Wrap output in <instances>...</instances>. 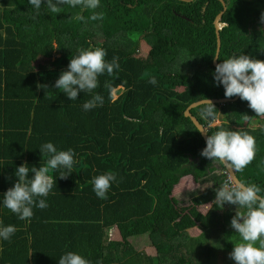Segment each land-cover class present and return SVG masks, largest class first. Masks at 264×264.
I'll return each mask as SVG.
<instances>
[{"label": "trees", "instance_id": "16d2710c", "mask_svg": "<svg viewBox=\"0 0 264 264\" xmlns=\"http://www.w3.org/2000/svg\"><path fill=\"white\" fill-rule=\"evenodd\" d=\"M100 4L95 11L104 14L102 20L93 21L92 12L84 11L85 20L77 22L71 18L79 7L59 5L63 10L55 14L47 0L38 11L30 0H0V223L17 229L10 240L0 238V264H59L69 251L92 264L226 263L220 253L224 247H217L221 243L204 246L212 236L188 234L198 223L208 226L219 206L214 204L206 216L197 206L215 200L216 189L228 182V174L220 161L201 155L206 142L185 116L194 102L236 97L226 98L213 75L214 21L223 4L220 0H100ZM231 5L235 6H228L224 18L231 15L235 21L221 31L218 62L241 54L264 61V25L257 22L264 0H234ZM142 36L153 42L146 58L138 56ZM95 47L107 50L109 62L119 57L120 69L99 77L95 93L104 97L103 106L85 111L90 94L81 92L72 101L54 85L71 58L81 49ZM152 77L157 84L149 83ZM106 83L117 89L114 101ZM214 105L212 117L206 115L211 105L193 109L192 114L208 135L241 130L256 138L255 159L236 173L242 183L264 189V116H257L240 97ZM217 120L220 124L213 125ZM47 142L58 150H74L77 163L64 179L59 176L66 170H50L56 185L45 198L48 206L34 208L31 221H22L3 206L4 193L17 182L20 165L46 164L50 157L40 147ZM193 158L200 161L191 163ZM214 162L220 174H213ZM109 171L119 182L102 200L90 181ZM33 175L30 172L29 178ZM188 175L213 187L184 208L173 190ZM224 206L228 221L223 227L232 228L236 212L245 209ZM234 234L240 243L239 234ZM141 236L149 238L151 255L133 244ZM223 240L225 254L231 253L236 244L232 236L224 234Z\"/></svg>", "mask_w": 264, "mask_h": 264}, {"label": "clouds", "instance_id": "9594fccd", "mask_svg": "<svg viewBox=\"0 0 264 264\" xmlns=\"http://www.w3.org/2000/svg\"><path fill=\"white\" fill-rule=\"evenodd\" d=\"M30 4L38 11L42 6V0H30ZM67 5L73 8L79 7L78 12L71 19L84 21V11H91L89 19L102 20L103 13L95 10L101 6L100 0H47V8L50 13H61ZM261 22L264 23V13L261 14ZM86 22V21H85ZM107 50L102 47L81 49L79 54L71 58L68 69L62 71L54 87L61 90L72 101L76 100L81 92L88 93L91 98L83 104L85 111L103 106L104 97L95 90L100 86L99 77L107 73L113 75L114 70L120 69L119 57L106 60ZM217 86L223 85L225 97L239 96L241 100L249 102V107L257 116H264V61L253 59L248 55H236L217 64L214 72ZM155 85L158 83L155 77L149 80ZM47 89V85H39ZM110 89V97L114 101L117 89L106 83ZM209 105L206 115L213 116L215 105L207 100ZM206 136V147L201 155L210 160H218L227 168L234 171H243L255 159L259 148L256 138L247 131L219 130L208 135L205 128L199 130ZM42 154H48L46 164L37 168L29 167L27 162L20 165L15 176L18 177L13 187H10L3 197V206L17 215L22 221H31L34 216V208L44 209L46 197L52 193L56 180L49 175L50 170L60 172V178L64 179L73 172L77 163L76 153L72 149L58 150L52 142H47L40 147ZM34 175L29 178V173ZM118 183L117 174L109 171L93 177L90 183L96 196L102 200L108 198V193L113 183ZM213 204L223 208L225 203L236 205L245 209L244 212H236L231 220V227L236 230L241 238L236 243L230 258L236 264H264V189L252 183H239L232 186L226 182L216 189V198ZM15 225L3 226L0 223V238L10 240L16 232ZM59 264H92L82 255L69 251L59 258ZM97 264H102L98 261Z\"/></svg>", "mask_w": 264, "mask_h": 264}, {"label": "crops", "instance_id": "0c3cea01", "mask_svg": "<svg viewBox=\"0 0 264 264\" xmlns=\"http://www.w3.org/2000/svg\"><path fill=\"white\" fill-rule=\"evenodd\" d=\"M225 2L230 7L235 6V5H231L234 3V0H228V1L225 0ZM215 123L220 124V121L217 120ZM198 185L200 186L201 189H198ZM209 188H211L210 184L209 185H202V184L200 185L197 183L195 184L193 180L191 179V177H188V179L181 180L180 183L174 188L173 197L179 201L180 206H183L184 208L190 207L194 205L192 200L195 197L201 195L203 192L209 190ZM212 202L202 203L198 205L197 209L199 213L203 216H206L208 213H211V210L214 207V204ZM225 212H226L225 209L223 211H221V209L217 210L214 217H211V219L208 221V226L206 224L205 226H203L202 223H198L195 227H192V228L189 227L188 229L189 230L188 234L196 238L205 236L208 239H210V237L212 236V238L209 241H207L204 244V246L206 244L209 245L210 243L211 245L216 242L221 243V246H217V247L218 248L224 247V251L220 252L221 255L223 256L225 255L223 259L226 258V254H225L226 248H225V243L223 242L224 235L220 234L219 230H229V229L231 230L230 227H227L226 229H224L223 227V225L226 226V222L228 221V219L225 220V216H226Z\"/></svg>", "mask_w": 264, "mask_h": 264}, {"label": "water", "instance_id": "95a60500", "mask_svg": "<svg viewBox=\"0 0 264 264\" xmlns=\"http://www.w3.org/2000/svg\"><path fill=\"white\" fill-rule=\"evenodd\" d=\"M181 1H186V2H192L193 0H181ZM221 3L223 4V11L216 17L215 21H214V26H215V30H216V35H217V52H216V56L214 58V66L216 67L217 64H219L218 59H219V54H220V50H221V31L225 28V27H229L232 25V23L235 21V18L232 17L231 15H228V20H225V14L227 13L228 7L227 4L225 2V0H220ZM234 12V11H233ZM232 12V13H233ZM231 12H228V14ZM237 18V17H236ZM239 99V96H236L234 99H206V100H201V101H197L192 103L185 111V116L187 118H190L191 121L193 122V124L195 125V127L200 130L201 128H205L204 125L198 120V118L196 116H194L192 114V110L196 109L200 106L203 105H209L207 100H210L213 104H223V103H227V102H235ZM207 129V128H205ZM208 131V130H207ZM200 132V131H199ZM201 133V132H200ZM202 135V134H201ZM202 137L204 138L205 142H206V136L202 135ZM224 165V164H223ZM224 167L226 168V172L228 173V175L231 177L233 183L239 184L242 183L239 178L237 177L236 173L234 170H231L229 168H227L225 165Z\"/></svg>", "mask_w": 264, "mask_h": 264}, {"label": "rangeland", "instance_id": "374dc122", "mask_svg": "<svg viewBox=\"0 0 264 264\" xmlns=\"http://www.w3.org/2000/svg\"><path fill=\"white\" fill-rule=\"evenodd\" d=\"M152 46H153V42L151 41V39L149 38L147 39L145 36H142L140 39V49L138 52V56L141 58H146ZM34 65L37 68L39 63H35ZM182 89L183 88H179L178 91H181ZM213 125H218V123H214ZM251 126H256V123H253ZM206 185H209V183ZM198 189H201V188L198 187ZM235 232H236L235 229L219 230V233L222 235L225 234L227 237L232 236L234 244L238 241L237 236H236L237 234H234ZM114 235L117 236V234H114ZM133 244L136 246V248L139 251H143L145 254L151 255V252L147 246L148 244H150V240L147 236H141L136 239H133ZM224 261H228V262L225 263L220 260H217L215 264H236V262L230 258V253L226 254V259Z\"/></svg>", "mask_w": 264, "mask_h": 264}, {"label": "flooded vegetation", "instance_id": "af4514ba", "mask_svg": "<svg viewBox=\"0 0 264 264\" xmlns=\"http://www.w3.org/2000/svg\"><path fill=\"white\" fill-rule=\"evenodd\" d=\"M228 1V0H227ZM227 7H228V5H227ZM258 21H261V19H257V22ZM263 25H264V23H262ZM198 161H200V158H193V159H191V163L192 162H195V163H197ZM223 164V163H222ZM214 166L216 167V169H215V171H214V175H216V174H220L219 173V170L217 169V167H218V164H217V162H214ZM235 173H236V171H235ZM228 174V173H227ZM236 175H237V173H236ZM188 177H191V179L193 180V182L196 184L197 182H195V180H194V178H193V176L192 175H188V176H185V177H183L181 180H185V179H188ZM238 177V176H237ZM229 179H231V177L228 175V181H229ZM180 180V181H181ZM240 180V179H239ZM210 184L211 185V188L213 187V184L212 183H210V182H205V183H202V185H206V184ZM197 184H200L201 185V183H197ZM198 187H200L199 185H198ZM211 188H209V189H211ZM206 192V191H205ZM204 193V192H203ZM202 193V194H203ZM221 208L219 207L218 208V210H220ZM224 209H226L225 208V206H223V208L221 209V211H223ZM229 229V228H228ZM231 229H233V228H231ZM236 233V232H235Z\"/></svg>", "mask_w": 264, "mask_h": 264}, {"label": "built area", "instance_id": "2783aa9c", "mask_svg": "<svg viewBox=\"0 0 264 264\" xmlns=\"http://www.w3.org/2000/svg\"><path fill=\"white\" fill-rule=\"evenodd\" d=\"M228 183H230L232 186H235V184L233 183L232 179H229Z\"/></svg>", "mask_w": 264, "mask_h": 264}]
</instances>
